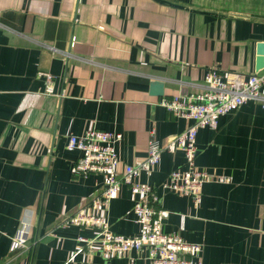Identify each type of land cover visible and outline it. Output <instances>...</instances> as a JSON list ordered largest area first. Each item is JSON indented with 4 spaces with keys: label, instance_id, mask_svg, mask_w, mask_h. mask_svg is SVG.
<instances>
[{
    "label": "crops",
    "instance_id": "1",
    "mask_svg": "<svg viewBox=\"0 0 264 264\" xmlns=\"http://www.w3.org/2000/svg\"><path fill=\"white\" fill-rule=\"evenodd\" d=\"M236 1L223 11L203 0H0V264H128L81 250L82 228L64 223L105 188L99 174L73 171L81 153L69 137L89 127L122 133L123 171L146 156L151 133L165 143L188 126L162 97L199 90L211 67L239 84L259 72L264 0ZM40 72L55 76L53 94ZM197 146L202 169L230 178L203 184L199 203L160 187L186 165L181 150L138 178L157 187L164 229L203 243L204 264H264L263 104L201 128ZM118 193L111 229L138 235L136 196L126 185ZM26 220L29 241L12 254Z\"/></svg>",
    "mask_w": 264,
    "mask_h": 264
},
{
    "label": "built area",
    "instance_id": "2",
    "mask_svg": "<svg viewBox=\"0 0 264 264\" xmlns=\"http://www.w3.org/2000/svg\"><path fill=\"white\" fill-rule=\"evenodd\" d=\"M45 77L46 94L54 93L55 76L40 72ZM264 69L250 74L241 84L225 78L216 67L207 70L204 85L194 92L162 97L159 105L169 114L188 121L186 129L161 143L152 133L148 140L146 156L135 164H126L119 171L120 158L117 143L120 132L89 127L82 134H71L68 148L78 150L81 156L72 169L77 174H99L105 188L87 204L67 217L64 223L78 228H92L94 235L80 234V249L94 252L95 245L107 259L125 257L128 264H204V244L190 242L178 233L164 229V219L169 212L158 206L159 193L156 186L139 181L144 174L151 176L164 151L181 150L186 165L177 168L160 187L164 191L190 197L194 203L201 200L203 184L209 181H228L224 174L202 169L196 162L197 136L201 128L215 130L221 116L238 109L248 101H258L264 106ZM128 186L136 196L134 212L141 224L138 235H124L111 229L109 208L112 199L123 186ZM32 226L30 221L21 222L14 236L13 249L25 247Z\"/></svg>",
    "mask_w": 264,
    "mask_h": 264
},
{
    "label": "rangeland",
    "instance_id": "3",
    "mask_svg": "<svg viewBox=\"0 0 264 264\" xmlns=\"http://www.w3.org/2000/svg\"><path fill=\"white\" fill-rule=\"evenodd\" d=\"M203 3L210 4L209 6L213 5L215 8H218L223 11H228L230 9L233 10L238 5L236 0H203ZM117 195H119V193ZM80 230H82L80 233H83L88 236H92L95 234L92 228H86ZM95 250L96 251L98 250V245H95Z\"/></svg>",
    "mask_w": 264,
    "mask_h": 264
},
{
    "label": "water",
    "instance_id": "4",
    "mask_svg": "<svg viewBox=\"0 0 264 264\" xmlns=\"http://www.w3.org/2000/svg\"><path fill=\"white\" fill-rule=\"evenodd\" d=\"M257 71L264 69V41L258 44V56L256 61ZM151 93L156 96H162L164 94L163 85L158 80L151 82Z\"/></svg>",
    "mask_w": 264,
    "mask_h": 264
},
{
    "label": "trees",
    "instance_id": "5",
    "mask_svg": "<svg viewBox=\"0 0 264 264\" xmlns=\"http://www.w3.org/2000/svg\"><path fill=\"white\" fill-rule=\"evenodd\" d=\"M30 241L32 242L33 239H32V240L30 239ZM16 250H18V248H17V249H14V250L12 251V252H13L12 254H14V252H16Z\"/></svg>",
    "mask_w": 264,
    "mask_h": 264
}]
</instances>
